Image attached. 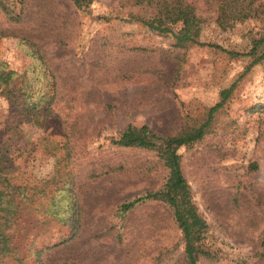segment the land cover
<instances>
[{"label":"rangeland","instance_id":"1","mask_svg":"<svg viewBox=\"0 0 264 264\" xmlns=\"http://www.w3.org/2000/svg\"><path fill=\"white\" fill-rule=\"evenodd\" d=\"M193 1L204 19L200 42L243 53L264 31V18H228L240 0L222 11L225 0ZM6 2L19 19L0 7V31L8 35L0 38V61L17 73V89L12 97L0 88V143L10 150L13 175L31 185L69 171L80 208L78 235L47 260L186 264L168 207L150 203L117 216L119 204L158 189L166 171L154 152L116 148L109 138L129 124L163 136L196 125L234 84L211 133L178 154L217 264H264V61L250 66V57L176 45L170 34L128 21L137 12L130 0H93L85 12L70 0ZM20 39L36 45L42 64ZM23 83L32 98H56L40 127L9 99L20 98Z\"/></svg>","mask_w":264,"mask_h":264},{"label":"trees","instance_id":"2","mask_svg":"<svg viewBox=\"0 0 264 264\" xmlns=\"http://www.w3.org/2000/svg\"><path fill=\"white\" fill-rule=\"evenodd\" d=\"M7 0H0V7L6 16L18 20ZM79 11H87L93 0H70ZM209 1V0H206ZM225 0L221 11L232 2ZM230 19L232 23L247 19L264 18V0H240ZM136 14H129L130 22H135L159 34H170L176 45L193 44L201 47L219 49L231 57H250V66L264 61V31L252 37L248 52L226 50L217 45L200 42L199 37L204 23L193 0H130ZM180 25L177 32L171 26ZM8 35L0 31V38ZM11 36V35H10ZM14 37V36H13ZM32 55L42 64L43 57L35 44L21 40ZM250 67H248L249 69ZM247 69V71H248ZM17 73L0 61V88L7 96L14 97ZM18 90L20 98L15 100L36 126H42L52 112L56 100L53 95L43 94L32 98L28 84ZM234 84L220 92V101L210 107L205 119L196 124L184 123L174 134L163 136L148 126L129 124L109 143L122 149H136L154 152L159 164L166 171L165 182L155 190L146 191L118 205L116 213L124 218L138 206L161 203L172 213L173 222L180 232L186 264H217L220 261L218 250L206 244L209 225L200 212L191 186L183 175L181 157L178 150L201 141L211 133L214 115L224 106ZM7 144L0 143V264H77L70 260L49 262V254L65 246L78 235L80 228V208L77 198L72 194V176L69 171L58 173L51 180L30 184L13 175ZM43 182V185H40ZM40 225L31 229L34 223ZM38 229V230H35ZM264 245V235L262 239Z\"/></svg>","mask_w":264,"mask_h":264}]
</instances>
